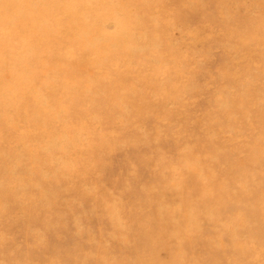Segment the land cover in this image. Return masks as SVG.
Instances as JSON below:
<instances>
[{
  "label": "rangeland",
  "instance_id": "1",
  "mask_svg": "<svg viewBox=\"0 0 264 264\" xmlns=\"http://www.w3.org/2000/svg\"><path fill=\"white\" fill-rule=\"evenodd\" d=\"M0 264H264V0H0Z\"/></svg>",
  "mask_w": 264,
  "mask_h": 264
}]
</instances>
